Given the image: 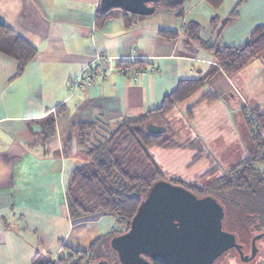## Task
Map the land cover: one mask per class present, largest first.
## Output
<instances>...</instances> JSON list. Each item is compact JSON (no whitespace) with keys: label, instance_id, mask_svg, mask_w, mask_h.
<instances>
[{"label":"crops","instance_id":"0c3cea01","mask_svg":"<svg viewBox=\"0 0 264 264\" xmlns=\"http://www.w3.org/2000/svg\"><path fill=\"white\" fill-rule=\"evenodd\" d=\"M99 2L0 0V19L38 50L17 77H13L17 61L0 51V264H32L37 250L54 259L64 248L87 250L116 225V217L109 213L81 220L70 216L68 179L84 161L74 130L77 121L103 118L111 126L119 124L125 116L159 106L179 79L200 77L215 65L209 54H199L203 47L193 52L187 48L184 32L188 22H198L201 38L214 42L210 20L216 15L227 16L238 5V16L220 38L222 43L234 45L244 43L251 28L264 23V0H186L181 26L177 9L156 11L127 26L123 15L130 12L122 8L112 9L113 16L98 26L95 16ZM155 15L159 18L153 19ZM161 28L178 31V37L164 38L159 34ZM96 51L119 60L143 59L145 66L136 65L131 70L146 71L124 75L116 60L97 85L84 83L72 90L71 81L92 61ZM196 71L201 74L193 75ZM216 76L231 86L232 76L219 72L212 78ZM202 89L182 102L185 110L193 108L188 118L196 121V130L204 127L197 119L198 109L205 106L199 103ZM57 106L63 111L56 117V135L44 142L39 120L49 112L55 113ZM215 111L211 108L204 112L206 122L216 123L211 117ZM220 112L223 118L218 127L209 132L205 129V144L187 126H179L181 142L198 138L204 151L214 144L234 145L239 137L231 138L228 132L234 134L235 126L243 131L240 140L250 152L252 135L249 127L242 129L245 124L239 110L223 103ZM236 114L237 124L232 119ZM60 211L66 212L61 231L53 229L57 220L51 221ZM44 246L49 249L43 251Z\"/></svg>","mask_w":264,"mask_h":264},{"label":"trees","instance_id":"16d2710c","mask_svg":"<svg viewBox=\"0 0 264 264\" xmlns=\"http://www.w3.org/2000/svg\"><path fill=\"white\" fill-rule=\"evenodd\" d=\"M185 4L186 0L149 2L154 8L152 13L163 9H177L179 16L184 14ZM112 9L114 8L103 9L99 2L95 16L98 26L103 25L113 16ZM146 15L148 14L130 12L125 13L123 17L126 25L129 26ZM237 16L238 5L227 16L216 15L210 20V30L215 34L214 42L201 38L198 22L190 21L186 24L184 41L187 48L192 52L200 47L208 49L213 53L215 65L200 77L179 79L176 88L164 95L159 106L140 114L125 116L115 129L112 128L109 120L103 118L96 120L83 118L76 122L74 130L84 161L72 170L69 178L66 199L70 216L74 220H81L92 218L99 213H109L114 215L116 221L123 227L112 228L101 235L87 250L65 248V253L60 254L56 259L37 250L32 258V264H92L97 256H102L108 264H121L117 251L111 245V239L129 228L131 219L152 185L164 177V171L151 155L150 148L180 145L198 149L194 153L192 163L206 156L198 138L178 144V141L167 134L168 114L177 104L200 91L207 80L216 73L223 72L233 76L264 53V23L252 27L247 40L242 44H224L220 41L225 27ZM159 34L174 40L179 32L161 28ZM0 51L17 61L13 75L17 77L24 72L38 50L35 45L0 19ZM145 64L143 59L118 60V65L123 67L145 66ZM220 98L218 93L208 90L200 96L199 103L212 102ZM249 108L245 104L242 105L244 119L253 140V149L247 155L220 175H217L218 167L211 166L204 173L196 176L195 180L178 177L169 180L190 189L198 196L216 197L225 210L224 229L234 233L237 238L238 233L244 230L255 234L264 233V136L262 134L264 110L260 106ZM192 110V107L186 110L188 117H192ZM62 111L63 108L57 106L55 113L49 112L39 120L44 142L56 135V117ZM149 123L164 125L166 130H151L147 128ZM199 180L203 183L197 182ZM104 244L106 247L102 251L100 247ZM150 260L152 264H168L160 258H150ZM249 261H244V264H248ZM258 264H264V261Z\"/></svg>","mask_w":264,"mask_h":264},{"label":"water","instance_id":"95a60500","mask_svg":"<svg viewBox=\"0 0 264 264\" xmlns=\"http://www.w3.org/2000/svg\"><path fill=\"white\" fill-rule=\"evenodd\" d=\"M154 0H100L103 9L122 8L127 12L151 14ZM147 128L165 131L164 125ZM225 210L212 195L198 196L190 189L164 179L157 180L140 203L129 228L111 239L121 264H152L160 258L168 264H214L225 252L236 248L243 261L258 252L252 238L251 254H245L234 233L223 227ZM92 264H108L106 260Z\"/></svg>","mask_w":264,"mask_h":264},{"label":"rangeland","instance_id":"374dc122","mask_svg":"<svg viewBox=\"0 0 264 264\" xmlns=\"http://www.w3.org/2000/svg\"><path fill=\"white\" fill-rule=\"evenodd\" d=\"M87 1L84 3L86 4ZM192 4V2H191ZM162 10H158L161 12ZM159 15H155L153 19H158ZM180 26L183 21V16H178ZM201 55L209 54L213 57V53L206 48H201L199 50V54ZM201 65V63H198ZM203 67L206 64H202ZM201 73L197 71L193 73V75H200ZM228 88V89H227ZM212 90L217 92L221 95V99L218 102L213 103L208 101H203L205 106H201L199 111V116L197 119L204 123V127L202 129L198 128L196 130L195 120L188 118L186 116V106L184 103L177 104L174 110L168 114L167 120V127L168 132L167 134L170 135L174 140L178 141V144L181 142L182 132L179 131V126L192 128L194 132L200 136L205 144L207 139L204 138L207 136L205 134L206 131L214 130L218 127L217 123L222 121V113L220 112L221 106L223 103L229 104L231 109L239 110L242 116V121H244L245 125H241L242 129L248 127L246 120H243V111L242 105L245 104L249 109L253 107L260 106L262 110H264V53L258 56L257 58L253 59L249 62L245 67H243L238 73L234 74L231 78V86L227 85L223 82L221 77H214L207 80L205 86L203 87V91ZM234 94V97L231 96ZM212 103V104H210ZM211 108H215L217 111L211 116L213 120L216 122H210L204 119V112H209ZM219 110V111H218ZM249 114V113H248ZM203 115V116H202ZM237 114L232 115V119H234L235 124L238 123L237 121ZM250 116L251 113H250ZM233 121V124H234ZM118 126V122L113 124L112 127L115 129ZM246 126V127H245ZM234 134H230L231 131L228 132V135L231 138L239 139L236 141L237 144L229 145L228 143L214 144L210 145L205 149V152H208L209 155L202 157L200 160L193 162V154L198 151V149H193L190 147H182L180 145L169 146V147H159V146H152L150 148L151 155L154 157L155 161L162 167L164 171V180H171L173 178H184L187 180H195L196 176L199 174L204 173L208 170L211 166H217L219 172L217 175L221 173H225L236 161L244 157L249 153V150L245 145V142L240 140V136L242 135L243 131L240 128H236L234 126ZM193 133V132H192ZM240 134V135H239ZM262 134L264 136V130H262ZM200 146L202 145L201 140L199 139ZM239 145L241 147H239ZM201 148H205L201 146ZM141 156V154H140ZM213 179V178H210ZM69 180V179H68ZM209 180V179H207ZM206 180V181H207ZM201 181V182H200ZM205 181V180H204ZM205 181V182H206ZM197 182L203 183L202 180ZM66 214V212H65ZM65 214L63 211H60L59 216L51 221L57 220V223L53 224V229H57L59 231L62 230L64 222H65ZM122 224L116 221V225L113 228H122ZM238 241L243 245V250L245 254H251V246H252V238L255 235L253 232L249 231H240L238 233ZM57 245V243L55 244ZM53 245V246H55ZM258 245V253L257 255L249 262L248 264H258L259 262L264 261V238L257 241ZM41 246V245H40ZM38 246V247H40ZM106 245H101V250H105ZM43 251L48 250V246H44ZM100 250V251H101ZM66 249L62 251L60 254H64ZM54 255V253H52ZM59 254V255H60ZM103 260V257H96L94 262H99ZM93 262V263H94ZM245 262L241 259L240 253L236 249H231L227 251L224 255L220 256L214 264H244Z\"/></svg>","mask_w":264,"mask_h":264},{"label":"built area","instance_id":"2783aa9c","mask_svg":"<svg viewBox=\"0 0 264 264\" xmlns=\"http://www.w3.org/2000/svg\"><path fill=\"white\" fill-rule=\"evenodd\" d=\"M116 60L119 59L114 56L108 55L105 52L96 51L92 61L88 63L82 69L80 74L71 81L70 88L72 90H75L84 83L92 86L97 85L101 80H104V78H106V76L109 74V70L112 68ZM117 68L124 75L133 72V75L135 76L138 72L146 71V68H137L135 70H131V67H123L119 65H117Z\"/></svg>","mask_w":264,"mask_h":264}]
</instances>
